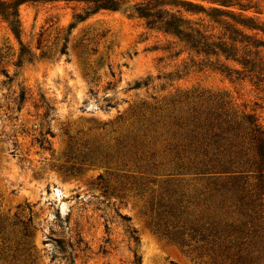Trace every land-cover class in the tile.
Returning a JSON list of instances; mask_svg holds the SVG:
<instances>
[{
	"label": "rangeland",
	"instance_id": "1",
	"mask_svg": "<svg viewBox=\"0 0 264 264\" xmlns=\"http://www.w3.org/2000/svg\"><path fill=\"white\" fill-rule=\"evenodd\" d=\"M147 1L22 5L17 33L0 16V264H264V180L218 173L253 156L248 117L264 131V0H156L209 54L150 28ZM172 205L240 229L171 240Z\"/></svg>",
	"mask_w": 264,
	"mask_h": 264
},
{
	"label": "trees",
	"instance_id": "2",
	"mask_svg": "<svg viewBox=\"0 0 264 264\" xmlns=\"http://www.w3.org/2000/svg\"><path fill=\"white\" fill-rule=\"evenodd\" d=\"M129 0H0V16L5 20L10 21L13 26V30L17 33L18 24V11L22 5H46V4H54V3H66V4H84L87 6V9L90 10V13H97L100 10H110L117 11L119 10L125 3ZM214 3H219L225 7L232 6L231 0H210ZM160 5L156 0H150L144 3H139L136 6L137 14L140 18H143L147 21V24L150 28H156L158 30L164 31L167 34L176 36L180 38L182 41L186 42L191 49L196 50L198 53H214L211 45H209L206 37L201 35L199 32L196 34L194 31H188L189 27H185L186 23L176 17L173 14H170L168 11L160 9ZM78 21H83L84 18L81 15L76 17ZM244 26L248 29L255 30V27L248 25L244 21ZM75 24L71 25V29ZM70 34V33H69ZM42 36L40 35V39L38 40V48L42 47ZM69 42V38H65L64 45L61 49L62 54L67 53V44ZM227 52L226 50L223 51ZM25 52L21 51L19 54V60L22 61L25 56ZM29 56V61L32 59V54L27 53ZM26 55V56H27ZM43 56H46V53L43 52ZM243 64L247 66L249 64L248 61H244ZM255 67V66H253ZM253 71V70H251ZM21 101L25 100V94L23 93L20 97ZM249 140L253 149V156L247 159H234L230 157L223 165H221L218 170L220 172L229 176L231 185H236L239 187L240 181L244 180L243 174L244 172H251L252 174L257 175L259 181L262 182L264 180V131L261 126L254 120L252 117H248L247 119V127H246ZM48 135L52 134L46 133L45 137L42 139H36L40 144V147L45 150H51V141L48 139ZM44 136V135H43ZM217 136V135H216ZM240 163H237V161ZM247 170V171H246ZM228 182V183H229ZM230 186V183L229 185ZM227 186V188H228ZM263 187H260L262 190ZM264 194V192H263ZM256 199H250V203L244 204V198H240L241 208L239 207L238 211L240 215L243 217L249 218L252 214H257L258 203L260 202L259 196L255 195ZM166 216L168 218L167 225L165 229H163L162 233L168 236L171 240L174 241H184V239L188 238L193 241L200 242H216L215 239H220L224 234L236 233L240 228L236 224L226 222L224 224L221 220H216L215 217H193L189 216L185 210L181 207L169 206L166 211ZM253 218V217H251ZM242 225H247L244 223ZM238 229V230H237ZM159 230V229H158ZM260 257L258 260L251 261L249 263L242 264H261Z\"/></svg>",
	"mask_w": 264,
	"mask_h": 264
}]
</instances>
